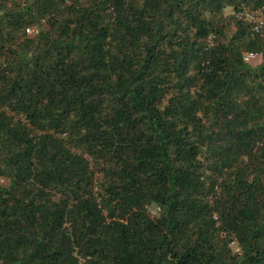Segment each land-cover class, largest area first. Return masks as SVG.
<instances>
[{
  "label": "trees",
  "instance_id": "16d2710c",
  "mask_svg": "<svg viewBox=\"0 0 264 264\" xmlns=\"http://www.w3.org/2000/svg\"><path fill=\"white\" fill-rule=\"evenodd\" d=\"M239 4L0 0V264H264Z\"/></svg>",
  "mask_w": 264,
  "mask_h": 264
},
{
  "label": "built area",
  "instance_id": "2783aa9c",
  "mask_svg": "<svg viewBox=\"0 0 264 264\" xmlns=\"http://www.w3.org/2000/svg\"><path fill=\"white\" fill-rule=\"evenodd\" d=\"M230 13L234 20L249 25L250 30L253 33H260L264 29V5L256 9H252L245 4H239L235 10L231 9ZM25 32L27 35H33L36 30L34 28H27ZM261 58V54L251 51H247L243 54V60L247 63H250L254 60H261ZM0 183L4 184L5 180L0 178Z\"/></svg>",
  "mask_w": 264,
  "mask_h": 264
},
{
  "label": "rangeland",
  "instance_id": "374dc122",
  "mask_svg": "<svg viewBox=\"0 0 264 264\" xmlns=\"http://www.w3.org/2000/svg\"><path fill=\"white\" fill-rule=\"evenodd\" d=\"M229 12H231V11H227V12H225V14L229 15ZM257 61H259V60H254V61H252V62H250V63H251V64H255V63H257Z\"/></svg>",
  "mask_w": 264,
  "mask_h": 264
},
{
  "label": "clouds",
  "instance_id": "9594fccd",
  "mask_svg": "<svg viewBox=\"0 0 264 264\" xmlns=\"http://www.w3.org/2000/svg\"><path fill=\"white\" fill-rule=\"evenodd\" d=\"M228 11H231V9H228ZM230 14V13H229ZM262 59V58H261ZM259 61H261V60H259ZM259 61H257V62H259Z\"/></svg>",
  "mask_w": 264,
  "mask_h": 264
},
{
  "label": "crops",
  "instance_id": "0c3cea01",
  "mask_svg": "<svg viewBox=\"0 0 264 264\" xmlns=\"http://www.w3.org/2000/svg\"><path fill=\"white\" fill-rule=\"evenodd\" d=\"M228 10H226V12H227ZM230 13V12H229ZM231 14V13H230Z\"/></svg>",
  "mask_w": 264,
  "mask_h": 264
}]
</instances>
